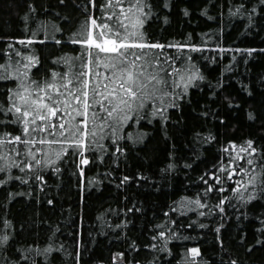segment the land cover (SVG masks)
<instances>
[{"label": "trees", "instance_id": "obj_1", "mask_svg": "<svg viewBox=\"0 0 264 264\" xmlns=\"http://www.w3.org/2000/svg\"><path fill=\"white\" fill-rule=\"evenodd\" d=\"M147 2L152 5L144 25L148 40L199 46L198 51L165 47L163 53L179 57L173 67L194 66L204 79L189 87L177 107L167 108L166 121L151 117L150 107L144 113L148 118L139 124L135 117L130 120L122 132L125 138L118 142L123 154L106 136L104 149L85 153L90 162L82 166L83 176L78 157L60 162L59 174L47 169L42 188L34 178L27 183L15 179L26 178L17 168L11 170V179L0 173L6 180L0 185V235L10 236L9 243L0 247V264H15L22 253L36 264H231L233 260L264 264V243H257L264 241V195L256 193V199L247 203L237 199L231 189L237 180L246 183L248 175L229 163L238 151L233 143L243 145L252 139L254 147L264 150V4L261 0ZM107 3L0 0V64H10L11 71L27 63L28 55L37 56L40 64L31 70L37 80L52 70L68 71V65L56 62L61 57L75 65L73 71H81L82 60L77 57L84 46L71 42L80 38L73 34L83 31L90 15L98 23L114 24L109 16L118 15L120 8L115 0L102 7ZM173 78L179 82L172 77L169 84ZM14 86V81H0V101L7 102L4 93ZM169 90L179 93L182 85ZM249 113L255 118L250 119ZM5 130L18 131L15 126H0V133ZM129 133L132 139L127 138ZM255 155L259 161L260 153ZM239 164L251 167L244 161ZM221 167L229 171L237 167L231 180ZM125 176L130 179L124 181ZM205 180L214 186L207 196ZM221 187L224 192L218 191ZM249 193L251 187L245 196ZM223 197L228 199L220 212L216 206ZM197 198L206 207H198ZM5 221L10 222L7 227ZM160 231L171 237L166 247ZM49 244L55 250L45 261L35 249ZM29 246L33 250L25 251ZM191 248H198L199 255L193 256Z\"/></svg>", "mask_w": 264, "mask_h": 264}, {"label": "snow or ice", "instance_id": "obj_2", "mask_svg": "<svg viewBox=\"0 0 264 264\" xmlns=\"http://www.w3.org/2000/svg\"><path fill=\"white\" fill-rule=\"evenodd\" d=\"M90 2L95 5V0ZM115 3L120 12L118 15L109 16V20L115 21L114 24L98 23L97 18L90 15L82 26L83 31L73 34L74 37L80 38H74L71 42L84 46L82 56L77 57L82 60L81 71H73L75 65L61 57L56 62L68 65V71L60 73L52 70L50 76L37 80L31 75V70L40 64L37 56L28 55L27 63L18 64L11 71L10 64L7 67L0 64V69L4 70L0 73V81L15 83L14 87L7 88L4 93L7 102L0 101V116L4 117L0 119V126L7 128L11 125L18 129L15 134L7 130L0 133V161H3L0 164V173L9 174V179L12 178L11 170L17 168L26 174V178L16 176L15 179L27 183L29 179L34 178L41 182L42 188L45 182L43 173L51 169L59 174L60 162L66 157H78L77 168L83 176L82 166L90 162L85 153L104 149L106 146L102 141L106 136L110 137L116 146V152L123 154L124 150L118 142L125 138L122 132L130 120L135 117V122L139 124L141 119L148 118L144 113L150 107L151 117H160L166 121L167 108L177 107L178 100L183 99L189 87L197 79H204L198 69L193 70L194 66L173 67L179 57L163 53L165 47L198 51L199 46L183 43L165 45L148 40L144 25L152 14V5L147 0H127V4L125 0H115ZM261 3L264 4V0H261ZM111 4L112 0H108L107 5L102 7ZM167 6L166 4L165 7ZM146 8L149 11H145ZM30 9L34 10L31 6ZM56 30L60 31L58 28ZM24 42L20 40L21 44ZM32 42V38H28V43ZM56 43L60 41L56 40ZM16 55L19 56L20 53L17 52ZM191 60L192 57L188 56L186 63L190 65ZM101 68L105 70L103 73ZM172 77H178L179 82L173 78L169 84V78ZM181 85L182 90L179 93L169 90L180 88ZM249 118L255 117L249 113ZM127 138L132 139V134L129 133ZM254 143L252 139L246 140L243 145L233 143L232 148L238 151L234 160H229L230 164L236 163L240 172L248 175L246 183L237 180L236 187L231 189L236 198L245 203L256 199V193L264 195V150L254 147ZM224 151L227 152L228 149ZM258 152L259 161L255 155ZM21 155L24 159H20ZM239 161H244V165L251 167L240 165ZM171 167L172 165H169V168ZM237 167L230 171L221 167V171L226 172L227 178L231 180ZM129 179L127 176L123 178L124 181ZM215 179L221 181L220 176H215ZM204 182L208 185L204 190V195L207 196L214 190V186L206 180ZM5 183L6 180L0 179V185ZM249 187L251 193L245 196ZM218 191L224 192L225 188L221 187ZM183 199L192 202L189 197ZM227 199L228 197H223L216 206L220 212H224L221 205ZM48 203L52 204L53 201L49 200ZM194 203L200 208L206 207L199 198L195 199ZM180 206L184 207L183 204ZM199 215L204 216L205 213L200 212ZM9 223L5 221V227ZM172 223L175 224V221ZM200 227L206 225L201 224ZM158 236L165 238L166 247L167 240L171 237H166L164 231H160ZM152 239L157 237L153 236ZM9 240V234L0 235V247L6 246ZM257 243L264 241L258 240ZM151 247L155 248L156 245ZM32 250V246H29L25 251ZM54 250L49 244L42 250L37 246L35 253L43 255L47 261ZM189 252L193 256L199 255L198 248H191ZM21 261L36 264L33 257L23 253L15 264H20ZM231 264H236V261H231Z\"/></svg>", "mask_w": 264, "mask_h": 264}]
</instances>
